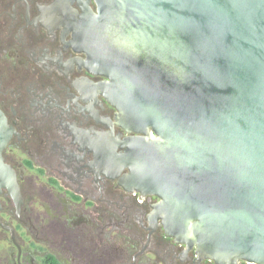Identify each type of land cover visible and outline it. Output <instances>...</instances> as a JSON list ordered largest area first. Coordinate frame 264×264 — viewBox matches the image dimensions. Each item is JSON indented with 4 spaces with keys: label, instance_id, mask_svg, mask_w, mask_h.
<instances>
[{
    "label": "flooded vegetation",
    "instance_id": "flooded-vegetation-1",
    "mask_svg": "<svg viewBox=\"0 0 264 264\" xmlns=\"http://www.w3.org/2000/svg\"><path fill=\"white\" fill-rule=\"evenodd\" d=\"M94 0H0V264H218L124 186L127 133L76 45ZM233 264H257L239 259Z\"/></svg>",
    "mask_w": 264,
    "mask_h": 264
},
{
    "label": "water",
    "instance_id": "water-1",
    "mask_svg": "<svg viewBox=\"0 0 264 264\" xmlns=\"http://www.w3.org/2000/svg\"><path fill=\"white\" fill-rule=\"evenodd\" d=\"M94 2L96 12L78 28L76 45L88 69L108 78L104 96L117 109V125L135 134L120 140L124 152L110 159L129 171L120 183L158 197L154 212L166 235L201 258L264 264V0H155L170 18L195 21L169 37L187 45L202 66L176 60L183 77L146 51L133 58L117 50L115 29L127 33L139 25L131 13L139 0ZM207 3L219 14L201 12ZM213 25L223 35L201 54L198 44ZM151 34L167 36L168 28ZM134 74L127 94L120 85ZM157 119L167 125L163 132ZM230 120L247 133L242 142L206 130L228 129Z\"/></svg>",
    "mask_w": 264,
    "mask_h": 264
},
{
    "label": "clouds",
    "instance_id": "clouds-1",
    "mask_svg": "<svg viewBox=\"0 0 264 264\" xmlns=\"http://www.w3.org/2000/svg\"><path fill=\"white\" fill-rule=\"evenodd\" d=\"M181 8L189 7L195 8V5L189 3H181L178 5ZM121 7H124L123 5ZM201 12H210L213 15H218L219 10L207 3L200 6ZM95 13V12H94ZM132 18L139 21L136 28L131 29L129 32L124 33L119 28L115 29L116 39L113 41L118 51L132 55L133 58L138 56L140 52L146 51L149 54L156 56L165 64H170L175 70L176 74L183 77L184 70L175 64L176 60H182L185 64L197 61L193 56L191 49L182 41L170 39L176 29L187 31L195 27V21L191 17L179 16L172 14L171 18L168 11L161 7L156 6L155 0H139L135 5L131 6ZM115 19L124 22L123 16L117 14ZM167 26L168 35H153L151 33H158L161 28ZM151 30V32L149 31ZM223 27L221 25H213L212 35L203 37L198 44L201 54L211 52L215 45L220 42L223 35ZM197 66L202 67L198 64ZM138 74H134L132 79L125 78L120 87L129 93L133 87L134 81L137 79ZM167 125L162 123L159 119L156 120V128L158 131L163 132ZM210 135L224 137L227 136L230 140L242 142L243 138L247 135L241 124L235 120L229 121V128L217 130L214 127L206 129ZM220 144L217 141L214 147L219 148Z\"/></svg>",
    "mask_w": 264,
    "mask_h": 264
}]
</instances>
